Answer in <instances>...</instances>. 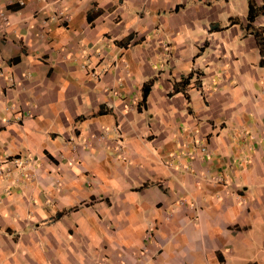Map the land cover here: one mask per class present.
<instances>
[{"label": "crops", "instance_id": "1", "mask_svg": "<svg viewBox=\"0 0 264 264\" xmlns=\"http://www.w3.org/2000/svg\"><path fill=\"white\" fill-rule=\"evenodd\" d=\"M246 11L0 0V264H264V15Z\"/></svg>", "mask_w": 264, "mask_h": 264}, {"label": "trees", "instance_id": "2", "mask_svg": "<svg viewBox=\"0 0 264 264\" xmlns=\"http://www.w3.org/2000/svg\"><path fill=\"white\" fill-rule=\"evenodd\" d=\"M94 13H91L89 15H87V18H91L93 16ZM97 14H99V11H97ZM260 15H264V5L263 6H255L253 4V2L251 0H247V11H246V26H250V24H252V22L254 21V19ZM230 24H235V21L231 20L229 22ZM216 30H219L218 28H216ZM263 29L257 30L253 33V36L255 38L256 44L258 46L259 49V54L261 56V59L259 61V65L264 66V44H263V38H262V33ZM198 74H196L195 78H198ZM192 78V73H189L186 77L182 78L178 83H174L172 85V89L171 91L167 94L168 96L174 93L179 92L183 87H185L188 84V81ZM197 80V79H196ZM152 80L144 83L142 85V101L145 100L148 92H149V88L151 86ZM63 213H60L58 216H60Z\"/></svg>", "mask_w": 264, "mask_h": 264}, {"label": "rangeland", "instance_id": "3", "mask_svg": "<svg viewBox=\"0 0 264 264\" xmlns=\"http://www.w3.org/2000/svg\"><path fill=\"white\" fill-rule=\"evenodd\" d=\"M242 10H243V8H242ZM81 66L83 67L84 65H81ZM195 77H196V74L195 73L192 74V79H195ZM149 239H150V234L148 232H145L144 238H143V243H145V244L148 243Z\"/></svg>", "mask_w": 264, "mask_h": 264}, {"label": "built area", "instance_id": "4", "mask_svg": "<svg viewBox=\"0 0 264 264\" xmlns=\"http://www.w3.org/2000/svg\"><path fill=\"white\" fill-rule=\"evenodd\" d=\"M200 151H201V152H203V151H204V149H203V148H201V149H200Z\"/></svg>", "mask_w": 264, "mask_h": 264}]
</instances>
